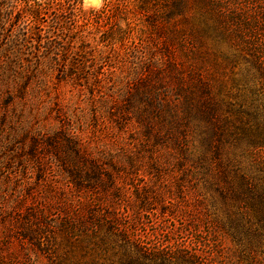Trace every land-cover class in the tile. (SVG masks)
I'll return each instance as SVG.
<instances>
[{
	"label": "rangeland",
	"instance_id": "374dc122",
	"mask_svg": "<svg viewBox=\"0 0 264 264\" xmlns=\"http://www.w3.org/2000/svg\"><path fill=\"white\" fill-rule=\"evenodd\" d=\"M171 48L156 51L160 63L142 76L120 60L113 74L88 68L89 78L65 76L50 58L8 65L0 54V264H116L117 245L84 234L92 213L101 232H128L155 253L264 264V146L250 152L236 139L245 122L264 124L256 51L209 41ZM202 76L222 102L210 120L180 125V101ZM146 124L160 143H142ZM65 130L101 161V180L73 186L57 157L73 154Z\"/></svg>",
	"mask_w": 264,
	"mask_h": 264
},
{
	"label": "trees",
	"instance_id": "16d2710c",
	"mask_svg": "<svg viewBox=\"0 0 264 264\" xmlns=\"http://www.w3.org/2000/svg\"><path fill=\"white\" fill-rule=\"evenodd\" d=\"M208 41L216 48L224 44L229 48L253 47L250 49L257 54L254 60L264 76V59L260 57L264 51L258 49L264 47V0H103L99 9L91 7L88 11L82 0H0V54L8 65L15 60L33 63V59L43 64L45 58H50L51 65L65 76L82 77L89 72L88 68H96L97 74H113L121 60L131 63L134 73L142 76L146 66L160 63L156 54L159 49L191 43L193 50H198ZM241 50L246 57L253 58V50ZM227 60H231L230 54ZM210 91L208 79L200 77L199 83L180 101V125L190 115H201L206 120L213 117L222 100L213 99ZM197 93L201 94L199 105L193 102ZM138 130L145 144L150 136L156 143L163 138L152 124ZM64 132L73 154L71 158L57 157L73 186L79 189L87 179L101 180L105 169L101 161L84 150L77 134ZM241 137L248 141L250 152L260 149L264 146V124L245 122L237 141ZM50 143L59 145L57 141ZM130 156L127 154L128 159ZM151 159L152 167H156L157 156ZM241 178L248 180L244 174ZM71 217L78 221L74 214ZM95 217L92 213L87 222H81L84 234L117 245L116 264H209L193 255L155 253L140 238L115 231L112 226L101 232L102 224Z\"/></svg>",
	"mask_w": 264,
	"mask_h": 264
},
{
	"label": "clouds",
	"instance_id": "9594fccd",
	"mask_svg": "<svg viewBox=\"0 0 264 264\" xmlns=\"http://www.w3.org/2000/svg\"><path fill=\"white\" fill-rule=\"evenodd\" d=\"M84 7L91 5L92 7L99 9L101 5V0H83Z\"/></svg>",
	"mask_w": 264,
	"mask_h": 264
}]
</instances>
